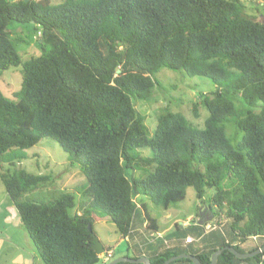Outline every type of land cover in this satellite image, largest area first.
<instances>
[{
  "label": "trees",
  "instance_id": "16d2710c",
  "mask_svg": "<svg viewBox=\"0 0 264 264\" xmlns=\"http://www.w3.org/2000/svg\"><path fill=\"white\" fill-rule=\"evenodd\" d=\"M247 8L244 0H0V77L18 66L23 74L16 99L0 90V176L45 264H108L94 248L96 223L111 222L125 239L140 211L159 232L145 198L168 210L188 188L199 200L214 189L201 222L225 218L234 233L195 254L203 264L225 246L264 245V21ZM13 23L34 27L40 54L22 61L17 45L27 41L12 37ZM164 68L214 83L199 95L204 127L171 111L147 127L136 104L161 88ZM47 137L70 160L83 156L87 179L48 203L23 200L47 178L9 166ZM239 262L264 264V252L239 259L225 250L218 264Z\"/></svg>",
  "mask_w": 264,
  "mask_h": 264
},
{
  "label": "rangeland",
  "instance_id": "374dc122",
  "mask_svg": "<svg viewBox=\"0 0 264 264\" xmlns=\"http://www.w3.org/2000/svg\"><path fill=\"white\" fill-rule=\"evenodd\" d=\"M64 0H50L57 4ZM248 7V14L264 21V0H244ZM12 37H23L27 42H20L17 49L21 52L22 61L26 62L33 54H40V49L35 41L40 36L31 25H19L13 23L10 26ZM161 82V88L156 87L152 96L142 102H138V111L145 116L146 125L150 131H154L161 114L171 111L180 112L193 124L204 127L209 116V111L202 104L201 93L216 89L214 83L205 77L183 76L181 73L168 68L161 69L157 73ZM22 66L12 67L0 77V90L8 98H13L15 93L22 89ZM141 155L151 154L149 149L139 150ZM83 156L74 161L70 160L69 154L52 138H44L38 145L26 150V158L15 160L10 169L18 168L30 174L46 177L38 189L29 192L23 200L38 203H48L56 199V194L61 190L73 191L75 187L86 181L87 175L82 165ZM214 189H207L203 200H199L194 188H188L186 198L182 202L171 205L168 210L155 206L148 198L145 200L151 206L152 212L157 218L160 232L165 238H185L191 235L196 241L189 246V251L200 252L202 246L213 250L217 242L232 240L234 233L230 229L229 222L225 218H211L207 222L214 226L217 221L221 226L207 231L204 240H198L204 228L195 227L201 222L203 216H208L207 205ZM81 200L76 195V202ZM76 209L73 210L75 212ZM202 214V215H201ZM135 224H144V217L138 211L134 219ZM187 223H189L187 225ZM98 238L104 244H110L114 248L115 258L122 257L127 253V243L111 222H98L95 224ZM253 240H249V244ZM246 251L248 248H244ZM132 254V252H131ZM0 264H45L38 249L34 245L27 230L21 222L17 208L6 193L5 186L0 176Z\"/></svg>",
  "mask_w": 264,
  "mask_h": 264
},
{
  "label": "crops",
  "instance_id": "0c3cea01",
  "mask_svg": "<svg viewBox=\"0 0 264 264\" xmlns=\"http://www.w3.org/2000/svg\"><path fill=\"white\" fill-rule=\"evenodd\" d=\"M188 224L189 223H187V225ZM206 225H209V224L207 223ZM206 225L202 222H199L198 224L195 225V227H199L201 229L204 228L205 230L203 233L201 232L198 240H204L206 236L205 234L207 233V231L208 232L211 231L206 228ZM188 236H191V235H187L185 238H176V237L165 238L163 233L160 231L153 232V231L148 230L145 220H144V224L142 225L140 224L137 225L133 223V227H132L130 234L125 239L122 238L128 244L127 250H126L127 253L122 254V256L131 257V258H136L135 256H138V258L145 256L151 259L152 257L158 256L166 252L167 250H175V249H180L183 247H186L189 249V246L193 244L194 242L190 244H186L185 241ZM251 240H253V243L249 244V241H247L246 243L242 245V247L248 248L249 250L258 244V240H254V239H251ZM100 241L102 242L103 246L109 248L114 253V248L110 244H104V241L102 239H100ZM228 241L229 240H227L226 242ZM223 243H224L223 240L217 242L216 247H218L220 244H223ZM207 247L208 246L205 245L200 248V252L194 253V252L189 251V253L193 255L205 253L207 251H210L209 249H207ZM113 259H115L114 256H113ZM236 264H254V263L252 262L240 263L239 262Z\"/></svg>",
  "mask_w": 264,
  "mask_h": 264
},
{
  "label": "water",
  "instance_id": "95a60500",
  "mask_svg": "<svg viewBox=\"0 0 264 264\" xmlns=\"http://www.w3.org/2000/svg\"><path fill=\"white\" fill-rule=\"evenodd\" d=\"M90 229H91V226H90ZM94 248L99 255H102L105 253V248H104L102 242L100 241V239L98 237L95 238ZM225 250L231 251L239 259H248V258L255 257V256L259 255L260 253L264 252V245L262 247L256 249L255 251H251V252H241L238 249H236L235 246H225L223 248L218 249L217 251H215L212 254L211 264H218L220 255ZM181 259H190L193 262V264H203L201 262V259L198 256L190 254V253H182L180 255L172 256L171 258L166 260L164 262V264H171L172 262L178 261ZM121 262H127V263H132V264H136V263L151 264V259L148 257H145V256L140 257V258H131V257L122 256V257L112 259L108 264H118Z\"/></svg>",
  "mask_w": 264,
  "mask_h": 264
},
{
  "label": "built area",
  "instance_id": "2783aa9c",
  "mask_svg": "<svg viewBox=\"0 0 264 264\" xmlns=\"http://www.w3.org/2000/svg\"><path fill=\"white\" fill-rule=\"evenodd\" d=\"M218 223H220V222L217 221V224L214 225V226H212V225H210V224H209V225H206V228H207L208 230H213V229L217 228V226H219ZM252 239L257 240V237H253ZM195 241H196V239H195L194 237H192V236H188V237L186 238L185 243H186V244H190V243H193V242H195ZM113 256H114L113 251L109 250L108 252H105V253L103 254V262H105V263H109V262L113 259Z\"/></svg>",
  "mask_w": 264,
  "mask_h": 264
}]
</instances>
